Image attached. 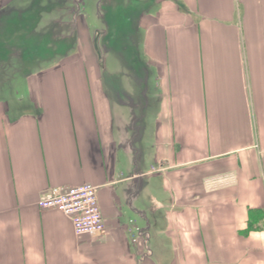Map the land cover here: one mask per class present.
<instances>
[{"label": "crops", "instance_id": "crops-1", "mask_svg": "<svg viewBox=\"0 0 264 264\" xmlns=\"http://www.w3.org/2000/svg\"><path fill=\"white\" fill-rule=\"evenodd\" d=\"M130 2L121 77L83 15L77 51L27 80L31 110L0 103V264H264V0ZM87 184L100 238L38 207Z\"/></svg>", "mask_w": 264, "mask_h": 264}, {"label": "rangeland", "instance_id": "rangeland-1", "mask_svg": "<svg viewBox=\"0 0 264 264\" xmlns=\"http://www.w3.org/2000/svg\"><path fill=\"white\" fill-rule=\"evenodd\" d=\"M111 1L116 2V4L113 5L112 12H110L108 8L109 6L111 7ZM138 1H140L139 11L150 13L153 8H156L160 0ZM51 3H53L51 6L48 4L46 6L43 5V10H45V12L41 15L42 22H39L40 18L35 12L36 8L31 2L22 7V9L11 10L13 11L11 13L14 15L11 17L12 20L11 18L8 19L9 12L4 14L5 16L0 20V103H7L13 113L31 110L29 107L30 99L28 96L27 80L35 76H40V74H48L56 70L61 63V59H63L57 52L58 50L54 49L51 53V49H44V53L39 50L38 53L35 52V47H32L28 49L29 53L25 61H22L23 47L26 45L27 41L26 35H29V31L34 25H36L37 34L39 33V35L43 32L44 34H51L55 39L60 37H63L62 39H67L64 37L69 35L78 36L76 28L74 27L82 23L83 15H85L86 23L92 29L88 41V45L90 46L89 49L92 51L95 45H98L100 48L97 52L101 50V71L105 57L109 59L106 66L107 72L104 75L105 78L121 77L123 72H125L120 70L118 73L115 72L114 74V71L112 72L113 66L111 67V63H113L111 61L112 59L115 58V60H118V57L120 61L131 60L130 53L126 51L127 48L131 49L130 39L135 31L134 18L136 19V17H132L133 11L126 6L131 3L130 0H52ZM97 5L98 9H102V17L107 15L109 26H106L105 21H102L101 16L98 15ZM18 14L20 19L17 17ZM24 14H27L26 18H23ZM37 17L38 20H36ZM111 34L116 35V40L119 44L113 42ZM33 40L32 38L31 41ZM68 40H72V38ZM35 45L36 44H34V46ZM38 47L39 45L36 48ZM112 47L113 49H109ZM77 48L76 45L75 52ZM123 48L126 50L121 56L118 53H113ZM109 50L110 53L107 54L106 51L109 52ZM73 53L74 52H72V54ZM52 54L54 56H51ZM19 67H22V70L20 75L17 76L16 73H19Z\"/></svg>", "mask_w": 264, "mask_h": 264}, {"label": "built area", "instance_id": "built-area-1", "mask_svg": "<svg viewBox=\"0 0 264 264\" xmlns=\"http://www.w3.org/2000/svg\"><path fill=\"white\" fill-rule=\"evenodd\" d=\"M38 207L62 213L72 222L77 236L100 238L105 234L98 190L92 185L51 189L40 197Z\"/></svg>", "mask_w": 264, "mask_h": 264}, {"label": "trees", "instance_id": "trees-1", "mask_svg": "<svg viewBox=\"0 0 264 264\" xmlns=\"http://www.w3.org/2000/svg\"><path fill=\"white\" fill-rule=\"evenodd\" d=\"M51 1L52 0H33V2H31L32 5L36 8L35 12L38 14V17L40 18L39 22H42L41 21V15L43 14V12H45V10H43V5L46 6L48 4L49 6H51V5H53V3H51ZM26 15L27 14H24L23 18H26ZM38 17L36 20H38ZM31 28L32 29L28 33L29 35H26L27 36L26 45L23 47V58H22L23 62L25 61L26 56L29 53L28 49L32 48V47H35V52H38V53H39V51L43 52L44 49H51V53H52L53 50L55 49V50H58L57 52L59 53L61 58H66V57L70 56V54H72V52L75 51V47H76V45H78L77 36L73 37L72 40H68L69 38H67V39H62V38L55 39L54 36H52L51 34H46V33L44 34L43 32L40 35H39V33L37 34L36 25L32 26ZM32 38L34 39L33 41H31ZM34 44H36V45L34 46ZM38 45H39V47L36 48ZM37 56H41V55H37ZM51 56H54V55L52 54ZM40 58H38V59H40ZM20 66H22V65H20ZM22 67L21 68L19 67V69H18L19 73H16L17 76L20 75Z\"/></svg>", "mask_w": 264, "mask_h": 264}]
</instances>
